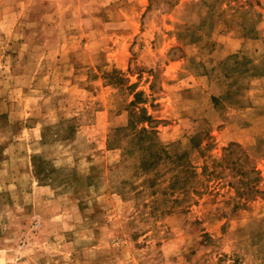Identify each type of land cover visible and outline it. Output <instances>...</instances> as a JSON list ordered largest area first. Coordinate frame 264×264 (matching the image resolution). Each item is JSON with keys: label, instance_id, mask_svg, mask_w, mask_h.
Returning a JSON list of instances; mask_svg holds the SVG:
<instances>
[{"label": "rangeland", "instance_id": "obj_1", "mask_svg": "<svg viewBox=\"0 0 264 264\" xmlns=\"http://www.w3.org/2000/svg\"><path fill=\"white\" fill-rule=\"evenodd\" d=\"M0 264H264V0H0Z\"/></svg>", "mask_w": 264, "mask_h": 264}, {"label": "crops", "instance_id": "obj_2", "mask_svg": "<svg viewBox=\"0 0 264 264\" xmlns=\"http://www.w3.org/2000/svg\"><path fill=\"white\" fill-rule=\"evenodd\" d=\"M180 72V65H175V67H174V69H172L170 72H169V75H172V74H174V73H179ZM234 140H238V139H235V137H233L232 139H231V141H234Z\"/></svg>", "mask_w": 264, "mask_h": 264}]
</instances>
